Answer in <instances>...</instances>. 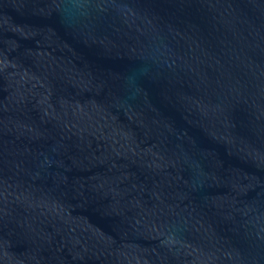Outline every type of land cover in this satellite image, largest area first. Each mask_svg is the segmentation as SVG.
Returning <instances> with one entry per match:
<instances>
[{"label": "water", "instance_id": "1", "mask_svg": "<svg viewBox=\"0 0 264 264\" xmlns=\"http://www.w3.org/2000/svg\"><path fill=\"white\" fill-rule=\"evenodd\" d=\"M0 264H264V0H0Z\"/></svg>", "mask_w": 264, "mask_h": 264}]
</instances>
